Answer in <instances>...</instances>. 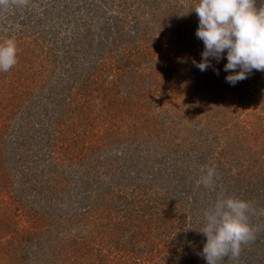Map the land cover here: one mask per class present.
<instances>
[{
  "label": "rangeland",
  "instance_id": "obj_1",
  "mask_svg": "<svg viewBox=\"0 0 264 264\" xmlns=\"http://www.w3.org/2000/svg\"><path fill=\"white\" fill-rule=\"evenodd\" d=\"M198 2L160 1L165 27H150V47L143 39V65L96 70L74 85L72 76L55 82L73 62L24 63L40 53L18 31L25 6L0 10V42L17 44L16 65L0 71V264H207L204 212L221 194L253 206L264 192V72L230 84L226 50L206 71L195 66L204 51ZM136 141L143 149L133 158ZM47 157L55 169L44 172ZM237 158L255 160V172ZM151 160L132 181L128 171ZM208 167L213 187L200 182Z\"/></svg>",
  "mask_w": 264,
  "mask_h": 264
},
{
  "label": "trees",
  "instance_id": "obj_2",
  "mask_svg": "<svg viewBox=\"0 0 264 264\" xmlns=\"http://www.w3.org/2000/svg\"><path fill=\"white\" fill-rule=\"evenodd\" d=\"M160 1L163 2V0H26V5L16 4V8L12 6L14 3L10 2L7 6H0V10L8 11L10 14V8H14L20 13L19 7L25 6L21 10L22 13L19 14L20 19L17 23L20 28L18 31H24L26 35L29 34L28 42H31L32 47L40 53L39 56L32 60H26L24 63L33 68L35 59L39 63L46 59L60 61L63 64L73 62L69 68H64L63 73L65 74L62 77L57 76L55 82L58 81L61 85L62 82H67L63 78L69 79L72 76L70 81L74 85V82L85 78V75L90 76L96 70L99 74L106 75L109 71L116 72L118 68L125 67L130 63L133 65V61L135 66L143 65L144 54L147 53L148 47L155 39L150 27L152 29L153 24L157 23L158 32L161 27H165L161 16L157 13ZM71 3L72 5H70ZM261 6H264V0H256V7L260 8ZM0 22L3 27L7 24L3 18H0ZM143 39L150 41L146 44L148 47L141 48ZM133 41L136 44L130 43ZM87 69H91V71L89 72ZM59 96L62 101L58 102H62L63 106L64 103L68 104L65 102L67 92L62 91ZM57 98L55 95L51 96L55 108L57 107L55 105ZM57 108L59 113H64L61 111L64 108ZM138 143L136 141L135 145L127 151L133 158V155L140 154L141 151L140 153L138 151L143 149ZM105 158L106 156H103L101 160L104 162ZM114 160L120 161L117 157ZM236 161L242 165L244 171L249 169L255 172V160L251 162L247 160L245 164L239 162L241 160L238 158ZM54 163H56L54 158L52 161L50 157H47L42 165V170L47 172L55 169V166L51 168ZM262 165L264 168V157ZM145 166V169L142 167L141 170L130 169L128 171L132 181L140 178L137 176V171L146 173L147 169L151 170L156 164L151 160ZM116 169L118 168H108L111 170L110 173L114 172L113 174ZM261 177L260 183L264 185V170ZM94 178L92 182L95 187L96 183L99 185V178ZM252 185L253 191H257L259 184L255 181ZM139 186L142 187V183H139ZM221 196L227 195L224 193L218 198ZM131 199L129 202H132L133 199ZM206 204H209V200H206ZM252 208L254 211L250 214V223L258 229L255 239L242 245L238 259H233L230 256L225 257L220 264H264V192H261L259 198L253 202Z\"/></svg>",
  "mask_w": 264,
  "mask_h": 264
},
{
  "label": "clouds",
  "instance_id": "obj_3",
  "mask_svg": "<svg viewBox=\"0 0 264 264\" xmlns=\"http://www.w3.org/2000/svg\"><path fill=\"white\" fill-rule=\"evenodd\" d=\"M23 5L26 0H0ZM199 18L196 36L203 41L202 60L193 63L200 71L211 67L210 58L219 61L227 51L224 66L230 74L227 82L235 85L253 70L264 72V6L256 0H199L195 6ZM17 63V44L12 38L0 42V71L8 72ZM239 69V71H237ZM217 74H218V70ZM215 169L208 167L201 177L205 187L214 186ZM250 202L234 196H221L204 212L206 235L203 256L207 264H220L225 257L238 259L242 245L255 239L258 229L250 223Z\"/></svg>",
  "mask_w": 264,
  "mask_h": 264
}]
</instances>
